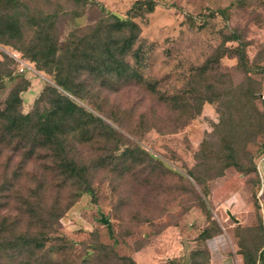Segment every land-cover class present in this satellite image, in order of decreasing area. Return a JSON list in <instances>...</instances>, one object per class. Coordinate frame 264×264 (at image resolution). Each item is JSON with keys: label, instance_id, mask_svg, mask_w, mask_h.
Listing matches in <instances>:
<instances>
[{"label": "rangeland", "instance_id": "1", "mask_svg": "<svg viewBox=\"0 0 264 264\" xmlns=\"http://www.w3.org/2000/svg\"><path fill=\"white\" fill-rule=\"evenodd\" d=\"M22 1L31 9L22 21L23 44L39 30L31 17L51 13L59 53L105 14L131 19L140 28L131 52L138 48L142 58L135 62L129 53L125 61L150 84L73 78L80 97H68L122 137L115 145L116 136L101 130V141L77 146V156L89 165L90 188L76 193L54 223L55 234L72 247L64 253L47 243L49 255L67 264H130L129 257L137 264H163L201 247L202 230L211 236L210 250L231 253L242 239L253 245L258 235L257 222L250 225L257 220L253 170L264 152V0H153L150 12L131 8L136 0ZM231 34L242 41L243 65ZM14 56L27 64L23 71ZM0 68L10 73L0 87V108L25 81L22 113L33 109L45 85L55 87L54 72L39 70L15 45L0 43ZM246 88L255 91L253 98L244 94ZM251 102L261 118L252 117ZM126 143L140 150L125 154ZM9 154L1 150L0 181ZM98 157L101 165L88 163ZM26 168L23 194L40 178L41 163L33 159ZM47 177L40 205L49 209L58 194L55 178ZM13 204L0 214L16 217ZM25 215L18 216L19 226Z\"/></svg>", "mask_w": 264, "mask_h": 264}, {"label": "trees", "instance_id": "2", "mask_svg": "<svg viewBox=\"0 0 264 264\" xmlns=\"http://www.w3.org/2000/svg\"><path fill=\"white\" fill-rule=\"evenodd\" d=\"M72 1L83 5L93 2ZM153 7V0H136L131 6L134 9L143 8L147 12L152 11ZM29 12L31 13V9L22 0H0V43L17 46L39 70L54 72L55 87L45 85L33 109L22 113L20 92L28 85L25 81L24 85H15L9 91L4 106L0 108V154L3 149L10 151L1 165L0 199H3L0 200V212L8 210L12 203L17 211L16 217L10 216L7 211L0 214V264H67L65 259L59 262L49 255L47 243L64 253L72 247L66 239L55 234L54 223L74 200L76 193L90 188L89 165L84 158L77 156L80 152L77 146L97 143L100 140L98 137L102 135L101 130L116 136L115 145L122 137L118 136L102 117L94 115L68 97L67 94L80 97L74 89L73 78L85 75L88 79L106 81L110 85L117 83L121 78L128 81L137 80L149 88L150 84L125 61L129 53L135 62L142 58L138 48L131 52L140 32L137 23L131 19L105 14L89 31L76 35L73 44L66 46L65 50L59 53L60 49L55 47L56 16L51 13H43L45 15L39 16L38 19L31 17L39 30L27 40L26 45L23 44L25 39L21 30L22 21L30 15ZM230 38L237 41L236 56L238 63L243 65L245 55L242 41L236 34H231ZM9 74L7 70L0 68V87L3 85V78ZM243 92L249 98L255 95V91L250 88L244 89ZM250 108L252 117H262L252 102ZM192 115L187 116L190 118ZM113 121L115 122V119L112 118ZM123 145V152L128 155L134 150H140L127 143ZM262 154L264 152L258 157ZM15 155L19 157L16 162H12ZM33 159L41 163V175L40 178H33V187L25 185L30 191L23 194L19 187L24 184L22 177L27 175L28 161ZM90 161L88 163L96 166L101 165L103 160L98 157ZM253 171L258 180L256 167ZM48 173L56 180L58 194L49 209L40 205L44 202L42 195L46 190ZM17 186L18 190L15 189ZM68 187L75 189L64 193ZM61 193H64V196ZM255 203L258 235L252 239L254 244H243V239L236 243L243 264H255L263 243L257 200ZM22 214H26V222L19 226L18 216ZM208 233V230H202L198 234L197 241L201 243V247L190 251L186 264H203L208 260L206 240L211 237ZM128 261L134 264L132 257H129Z\"/></svg>", "mask_w": 264, "mask_h": 264}, {"label": "crops", "instance_id": "3", "mask_svg": "<svg viewBox=\"0 0 264 264\" xmlns=\"http://www.w3.org/2000/svg\"><path fill=\"white\" fill-rule=\"evenodd\" d=\"M255 167L257 170L258 175V186L256 190V199H257V205H258V216L260 219V227L262 229V235H263V243L261 244L259 251L257 253L256 262L255 264H264V154H262L260 157H258L255 161ZM257 220H252V223L250 225L256 224ZM210 239V238H209ZM209 239L206 240V246L208 248L209 257L206 262L203 264H243L242 263V257L237 252V245L235 243L236 249L232 250L231 253H224L221 250H210L209 249ZM215 239V238H214ZM216 240V239H215ZM192 250V248H188L186 252H183L181 254V257L176 258H165L164 263L165 264H186L189 253ZM135 263L134 257H132ZM163 263V264H164Z\"/></svg>", "mask_w": 264, "mask_h": 264}, {"label": "built area", "instance_id": "4", "mask_svg": "<svg viewBox=\"0 0 264 264\" xmlns=\"http://www.w3.org/2000/svg\"><path fill=\"white\" fill-rule=\"evenodd\" d=\"M14 57H15V60L17 61V63H18L17 64L18 65V70L19 71H23V69L27 67V64L24 61H22L21 59L17 58L16 56H14Z\"/></svg>", "mask_w": 264, "mask_h": 264}, {"label": "water", "instance_id": "5", "mask_svg": "<svg viewBox=\"0 0 264 264\" xmlns=\"http://www.w3.org/2000/svg\"><path fill=\"white\" fill-rule=\"evenodd\" d=\"M104 220V219H103ZM107 221L106 220H104V223H106Z\"/></svg>", "mask_w": 264, "mask_h": 264}]
</instances>
